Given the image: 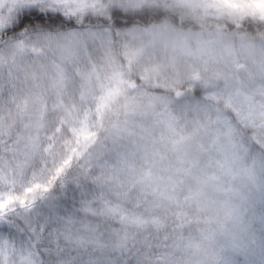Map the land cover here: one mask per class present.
I'll return each mask as SVG.
<instances>
[{
    "label": "snow or ice",
    "instance_id": "6c2138e0",
    "mask_svg": "<svg viewBox=\"0 0 264 264\" xmlns=\"http://www.w3.org/2000/svg\"><path fill=\"white\" fill-rule=\"evenodd\" d=\"M241 235L264 264V0H0V264H233Z\"/></svg>",
    "mask_w": 264,
    "mask_h": 264
},
{
    "label": "trees",
    "instance_id": "16d2710c",
    "mask_svg": "<svg viewBox=\"0 0 264 264\" xmlns=\"http://www.w3.org/2000/svg\"><path fill=\"white\" fill-rule=\"evenodd\" d=\"M158 180L161 189L166 190L168 188V185L163 175L158 174ZM229 256L233 261V264H252L253 261H259V256L253 255L249 250L248 240L243 235H241L239 239L237 250L230 251Z\"/></svg>",
    "mask_w": 264,
    "mask_h": 264
}]
</instances>
